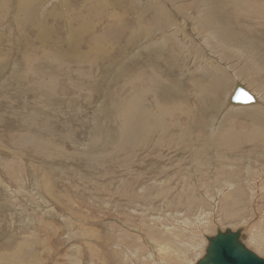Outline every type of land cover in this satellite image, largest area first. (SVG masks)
Returning a JSON list of instances; mask_svg holds the SVG:
<instances>
[{
  "label": "rangeland",
  "instance_id": "rangeland-1",
  "mask_svg": "<svg viewBox=\"0 0 264 264\" xmlns=\"http://www.w3.org/2000/svg\"><path fill=\"white\" fill-rule=\"evenodd\" d=\"M27 1L0 0V264H190L227 228L264 259V0Z\"/></svg>",
  "mask_w": 264,
  "mask_h": 264
},
{
  "label": "bare ground",
  "instance_id": "bare-ground-1",
  "mask_svg": "<svg viewBox=\"0 0 264 264\" xmlns=\"http://www.w3.org/2000/svg\"><path fill=\"white\" fill-rule=\"evenodd\" d=\"M40 1H42V0H36V4H38V2H40ZM61 2H62V4L64 5V3H66L67 2V0H60ZM116 1V0H115ZM118 1V0H117ZM132 1H135V0H132ZM137 1V0H136ZM135 1V2H136ZM156 0H145V2H146V5H147V7L148 8H154V9H159V6H158V4H157V2H155ZM1 2H4L5 3V1H1ZM119 2H120V0H119ZM6 3H7V1H6ZM35 3V0H31V1H27L26 2V4L28 5V6H31V5H33ZM130 3V2H129ZM24 4V3H23ZM44 4V3H43ZM68 4V3H67ZM125 4H127V3H125ZM138 4V3H137ZM7 5V4H6ZM129 5V4H128ZM134 5V4H133ZM4 5H2V7H3ZM122 6V5H121ZM129 6H131V5H129ZM1 7V8H2ZM26 8H27V6H26ZM257 9H258V7H256ZM256 8H254V9H256ZM21 9V8H20ZM32 9H34L33 7H32ZM2 10H4V8H2ZM24 10H26V9H24ZM29 10H31V9H29ZM137 10V9H136ZM1 11V10H0ZM32 11V10H31ZM34 11H36V9L34 10ZM33 11V12H34ZM28 12V11H27ZM37 12V11H36ZM198 12L199 13H201V14H203V19L202 20H200L199 22H198V24H199V26L203 29V30H205V31H208V32H210L213 36H217V32H218V30L216 29L217 28V23H218V21H217V10L213 7V8H210V7H208V8H206L205 10H198ZM260 12V11H259ZM34 14H35V12H34ZM41 14L42 13H40V15H39V17H38V19L37 20H35L34 18H32L30 21L31 22H33V21H39L40 19H41ZM24 16V15H23ZM24 17H27V16H24ZM26 19V18H25ZM180 21H185V22H187V23H190V22H188L187 20H185V19H181L180 18ZM258 22V21H257ZM195 26V24H193V27ZM161 36H163V45L164 46H166L168 43H170V42H172V43H174L175 45H177L179 48H180V46H181V36L180 35H173V34H171L170 32H167V33H165L164 34V31L162 32V34H160ZM160 36V37H161ZM159 37V38H160ZM70 38L71 39H75L76 38V36H75V33H71V35H70ZM153 40V38H152V36H151V41ZM160 41V40H159ZM148 42V41H147ZM162 42V41H161ZM159 44H161V43H159ZM146 45H148V44H146ZM170 45V44H169ZM155 48V47H154ZM140 49V48H139ZM145 49V48H144ZM132 50V49H131ZM166 51V50H165ZM175 53V52H174ZM173 53V54H174ZM170 54V53H169ZM154 55V54H153ZM152 55V56H153ZM3 58V57H2ZM7 58V57H6ZM171 58V57H170ZM9 58H7V60H8ZM173 61H174V59H173ZM2 62V61H1ZM10 63V62H9ZM1 65H3L2 63H0ZM254 65H256V66H259V67H261V66H264L263 64H260V63H258V61H255V63H254ZM210 68H212L213 69V71H215V68H217V67H215V66H211L210 65ZM249 69V68H248ZM1 71L2 70H0V73H1ZM11 69H9V73L8 74H10L11 73ZM218 71V70H217ZM245 71V70H244ZM8 74L6 75V77H8ZM204 78V77H203ZM206 81V80H205ZM243 82V81H242ZM242 82H240V81H236V83H235V88H234V91H235V89H236V86L238 85V84H240V85H242L245 89H246V91L249 93H251L254 97V101H253V103L252 104H249V105H234V104H232L231 103V98H230V105L232 106V108H231V106H228L229 108H231V109H240L241 107L242 108H252V107H257L258 105H260V102L258 101V96H256V95H254L248 88H247V86L244 84V83H242ZM211 83V82H210ZM209 84V83H208ZM211 85V84H210ZM220 86V85H219ZM218 86V88L219 89H221L220 87ZM0 87H1V83H0ZM203 87V86H202ZM217 88V89H218ZM211 89V88H210ZM218 89V90H219ZM214 90V89H213ZM207 91H209V90H207ZM215 91H216V89H215ZM215 91H213L214 92V94H219V92H215ZM212 92V93H213ZM234 93V92H233ZM206 94V96L208 97V95H207V92L205 93ZM233 95V94H232ZM204 96V95H203ZM229 96V95H228ZM209 97H212V96H210L209 95ZM205 98V97H204ZM213 98V97H212ZM211 98V99H212ZM219 98V97H218ZM217 98V99H218ZM208 101V100H207ZM206 101V102H207ZM210 101H212V100H210ZM263 101V100H262ZM214 102H215V100H214ZM207 103H209V102H207ZM225 104V103H224ZM211 105V104H210ZM212 106V105H211ZM214 106V105H213ZM201 107V106H200ZM210 107V106H209ZM215 107V106H214ZM217 107V106H216ZM233 107H235V108H233ZM211 109V108H210ZM228 109V108H227ZM226 110V109H225ZM261 110H263V112H264V109H261ZM165 111V110H164ZM255 111H260V108H252L251 110H246L245 111V114H247V113H252V112H255ZM208 112V111H207ZM244 113V112H243ZM164 114V113H163ZM228 116V115H227ZM235 116V115H234ZM233 116V117H234ZM226 117V116H225ZM236 117V116H235ZM257 120V119H256ZM167 121H168V119H167ZM133 126V125H132ZM216 127V126H215ZM136 128V127H135ZM131 129V128H130ZM215 130V129H214ZM213 130V131H214ZM214 135V134H213ZM225 136V135H224ZM258 140H260V139H258ZM262 140V139H261ZM260 140V141H261ZM264 140V139H263ZM258 142V141H257ZM259 145V144H258ZM262 145V144H261ZM51 149V148H50ZM58 151V150H57ZM254 169H255V167H254ZM3 173H5V172H3ZM6 173H8V171H7V169H6ZM259 173H262V174H264V170H262V169H260L259 170ZM19 175V174H18ZM45 177H46V175H45ZM256 179V177H254V180ZM250 180V179H249ZM264 180V179H263ZM262 180V181H263ZM229 181V180H228ZM2 182L4 183V181L2 180ZM230 182H232V181H230ZM255 182H257L256 180H255ZM260 184H258V186H259ZM224 192H221V194H223ZM224 195V194H223ZM10 196V195H9ZM222 197V195H217V197L216 198H221ZM18 203V202H17ZM20 210V209H19ZM40 217V216H39ZM38 217V218H39ZM21 218V217H20ZM264 221V220H263ZM16 222V221H15ZM44 223V222H43ZM258 225V224H257ZM256 225V226H257ZM37 226V225H36ZM182 226V225H181ZM255 226V227H256ZM260 227H262V226H260ZM254 228V227H253ZM42 229V228H41ZM262 229V228H261ZM49 230V229H48ZM227 230H229L228 228L225 230V231H227ZM43 231V230H42ZM190 231V230H189ZM188 231V232H189ZM194 231V230H193ZM225 231H221V232H225ZM230 231H232V230H230ZM238 231V230H237ZM242 231V234H241V236H240V241L244 244V238H245V233H246V231L244 230V229H242L241 230ZM260 231H262V230H260ZM40 232V231H39ZM133 232V231H132ZM46 233V232H45ZM138 233V232H137ZM187 233V232H186ZM136 234V233H135ZM258 234V233H257ZM260 234V233H259ZM139 236V235H138ZM216 236V235H215ZM252 236V235H251ZM184 237H186V236H184ZM214 237V236H213ZM262 237V236H261ZM208 238H212V236L211 237H207L206 238V245H205V247H204V250H206V248H207V246H208V244H207V242H208ZM250 238V237H249ZM147 239V238H146ZM146 242H148L149 243V247L151 248V250H150V255H152V257H153V259H154V264H162V262L164 261V259H165V255H175V251H174V249L173 248H171L170 246H168V245H166L165 243H163V242H159V243H152V242H150L148 239H147V241ZM144 243V242H143ZM246 247H247V245L246 244H244ZM248 248V247H247ZM149 249V248H148ZM176 255H177V257L178 258H180L181 256H180V254L179 253H176ZM205 255V254H204ZM204 255L202 256V257H200V259H198L197 260V262H194V263H190V264H197L203 257H204ZM152 259V260H153ZM147 264V263H146ZM188 264V263H187Z\"/></svg>",
  "mask_w": 264,
  "mask_h": 264
},
{
  "label": "water",
  "instance_id": "water-1",
  "mask_svg": "<svg viewBox=\"0 0 264 264\" xmlns=\"http://www.w3.org/2000/svg\"><path fill=\"white\" fill-rule=\"evenodd\" d=\"M254 96L238 84L231 96L234 105H249ZM241 230L225 232L208 238V246L204 257L197 264H264V259L249 250L241 241Z\"/></svg>",
  "mask_w": 264,
  "mask_h": 264
}]
</instances>
